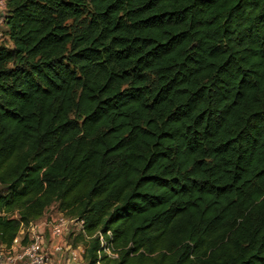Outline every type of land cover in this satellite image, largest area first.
I'll use <instances>...</instances> for the list:
<instances>
[{
	"label": "trees",
	"instance_id": "trees-1",
	"mask_svg": "<svg viewBox=\"0 0 264 264\" xmlns=\"http://www.w3.org/2000/svg\"><path fill=\"white\" fill-rule=\"evenodd\" d=\"M0 23V244L58 203L86 264L98 230L104 264H264V0H7Z\"/></svg>",
	"mask_w": 264,
	"mask_h": 264
},
{
	"label": "built area",
	"instance_id": "built-area-1",
	"mask_svg": "<svg viewBox=\"0 0 264 264\" xmlns=\"http://www.w3.org/2000/svg\"><path fill=\"white\" fill-rule=\"evenodd\" d=\"M1 22H5L4 18L1 19ZM84 224V220L79 217L67 216L60 210L52 212L49 209L43 216L42 222L46 231H41L39 225L33 222L26 234V242L11 246L0 244V264H56V261L57 264H80L83 260V254L66 237L69 229L75 225L78 229L75 236L81 234L90 238L86 233ZM107 235L111 237L112 232L107 231ZM94 236L99 237L101 246L97 251L94 264H104L103 254L112 258L118 256L113 243L107 239L106 234L98 230ZM62 254L65 255V259L60 257Z\"/></svg>",
	"mask_w": 264,
	"mask_h": 264
},
{
	"label": "rangeland",
	"instance_id": "rangeland-1",
	"mask_svg": "<svg viewBox=\"0 0 264 264\" xmlns=\"http://www.w3.org/2000/svg\"><path fill=\"white\" fill-rule=\"evenodd\" d=\"M2 2H4V5H2ZM6 12H7V0H0V21H1L2 18H4V20H5V14H6ZM6 29H7L6 24L5 23H0V44L5 43V44H7L9 46H13V42L10 40L9 36L6 33ZM50 210L52 212L59 211L60 209H59L58 203L53 204L51 206ZM75 233H78L77 226L72 225V228L69 229V231L67 233V237H66V238L69 239V242L71 244H72L73 241H75V239L77 237L83 236L81 234H77L75 236ZM73 246L75 247L74 242H73ZM77 247L79 248L80 252L83 254V258H84L85 257V252H86V250H85L86 246H85L84 241L79 242L78 245H77Z\"/></svg>",
	"mask_w": 264,
	"mask_h": 264
},
{
	"label": "crops",
	"instance_id": "crops-1",
	"mask_svg": "<svg viewBox=\"0 0 264 264\" xmlns=\"http://www.w3.org/2000/svg\"><path fill=\"white\" fill-rule=\"evenodd\" d=\"M42 222H43V217H41L40 219H38V220H36L34 223H36V224H38L39 225V229L41 230V231H43V230H45V228L43 227V225H42ZM30 228H31V226H29V227H27V228H24L20 233H19V235H18V237L15 239V241H14V245H19V244H21L22 242H23V240L25 239V237H26V234H27V232L30 230ZM46 231V230H45ZM77 238H82L83 240H86V241H89L90 239L89 238H87V237H84V236H81V237H77ZM78 239V240H79ZM81 242V241H80ZM76 248H78L77 246H75ZM60 257H62L63 259H65V255L64 254H62V255H60ZM86 262H87V259H86V257H84L83 258V260L81 261V263L80 264H86ZM58 262L56 261V264H57Z\"/></svg>",
	"mask_w": 264,
	"mask_h": 264
}]
</instances>
